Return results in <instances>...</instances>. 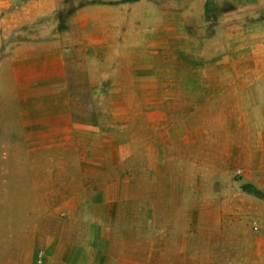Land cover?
Returning <instances> with one entry per match:
<instances>
[{"label": "rangeland", "instance_id": "obj_1", "mask_svg": "<svg viewBox=\"0 0 264 264\" xmlns=\"http://www.w3.org/2000/svg\"><path fill=\"white\" fill-rule=\"evenodd\" d=\"M22 1L0 0V35L11 25L6 12ZM63 3L60 28L71 29L64 15L73 0ZM204 5L190 22L194 41L163 85H99L94 93L86 74L73 72L72 115L85 127L77 153H52L50 170L24 168L41 156L16 151L0 112V264H60L70 243L89 248L83 264H95L102 248L101 264H229L242 254V233L264 225V170L252 167L256 140L242 132L231 85H264V69L237 72L243 59L208 57L205 39L223 11L244 23L263 19L264 0ZM88 159L119 168L80 176L82 186L70 179L79 171L64 167Z\"/></svg>", "mask_w": 264, "mask_h": 264}, {"label": "crops", "instance_id": "obj_2", "mask_svg": "<svg viewBox=\"0 0 264 264\" xmlns=\"http://www.w3.org/2000/svg\"><path fill=\"white\" fill-rule=\"evenodd\" d=\"M204 3L73 0L74 7L64 15L71 29L60 28L63 0H24L6 12L3 19L11 25L0 35L2 130L21 148L16 151L41 156L39 163L24 161V168L47 171L51 169L48 160L52 153L77 151L78 135L85 126L72 115L69 85L73 72L80 68L94 93L99 85H163L171 67L172 71L178 68L181 50L194 41L190 22L204 14ZM215 6L222 3L216 2ZM234 14L239 12L220 13L214 31L205 39L206 54L215 59H243L237 72L255 74L264 69V18L244 23L233 20ZM217 86L221 90L228 87ZM231 87L236 90V113L239 120L242 118V132L256 140L252 167L264 170V85H249L242 78ZM64 147L66 150L60 149ZM100 154L103 158L105 152ZM116 163L88 159L64 168L79 171V176L69 178L83 186L88 183L80 176L104 177L106 171L119 168ZM97 192L100 194V190ZM242 234L244 250L242 254L238 251L229 264H264V225ZM60 251V264H83L89 248L70 243L61 246ZM106 252L98 249L95 264L102 263Z\"/></svg>", "mask_w": 264, "mask_h": 264}, {"label": "built area", "instance_id": "obj_3", "mask_svg": "<svg viewBox=\"0 0 264 264\" xmlns=\"http://www.w3.org/2000/svg\"><path fill=\"white\" fill-rule=\"evenodd\" d=\"M255 228H257V226H255ZM39 262L42 263V258L39 259Z\"/></svg>", "mask_w": 264, "mask_h": 264}]
</instances>
